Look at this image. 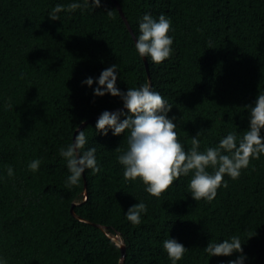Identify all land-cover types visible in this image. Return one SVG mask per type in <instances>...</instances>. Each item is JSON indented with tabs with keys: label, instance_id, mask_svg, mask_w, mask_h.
Listing matches in <instances>:
<instances>
[{
	"label": "trees",
	"instance_id": "1",
	"mask_svg": "<svg viewBox=\"0 0 264 264\" xmlns=\"http://www.w3.org/2000/svg\"><path fill=\"white\" fill-rule=\"evenodd\" d=\"M116 1L136 37L145 13L171 20L169 59L155 64L139 56L114 0L62 11L54 21V7L83 0H0V260L172 264L163 241L174 238L188 248L177 264H228L240 254L209 257L204 248L235 235L243 264H264V155L238 179L225 175L227 187L210 202L192 198L191 174L156 198L139 179L123 176L117 157L127 149L128 131H95L96 114L120 110L111 109L122 101L93 95L101 71L116 64L121 91L148 82L173 105L167 115L175 117L185 151L198 131L201 152L229 132L239 138L248 127L246 105L264 93V0ZM89 77L91 86L82 83ZM77 129L88 138L84 150L96 149L100 171L86 170L68 188L59 150ZM36 159L33 172L28 165ZM141 201L148 211L133 225L126 211Z\"/></svg>",
	"mask_w": 264,
	"mask_h": 264
},
{
	"label": "clouds",
	"instance_id": "2",
	"mask_svg": "<svg viewBox=\"0 0 264 264\" xmlns=\"http://www.w3.org/2000/svg\"><path fill=\"white\" fill-rule=\"evenodd\" d=\"M98 8L101 0H83V3L73 2L67 8L57 5L48 14L50 20H60L62 11L73 12L77 9ZM109 15L111 11H108ZM139 34L135 38V49L140 57L150 58L155 64L163 63L172 55L173 38L169 35L172 30L171 20L164 14L153 18L145 13L139 22ZM117 66L101 71L96 80L97 87L93 89L94 96L110 94L119 97L123 108L117 111H102L96 120L95 131L107 135L112 130L113 135H121L126 130L127 149L117 157L123 166V176L126 181L139 179L145 185V191L159 198L181 176L191 174L188 188L195 201L201 199L212 201L220 187H227L224 176L238 179L241 170L249 167L251 160L259 159L264 155V93L256 95L255 100L246 105L249 111L248 127L239 138L234 132H229L222 138L216 147H209L199 151L200 141L197 139L199 131L193 136L190 150L185 151L175 131L177 125L175 117L169 118L167 113L172 106L159 92L153 91L150 83L146 82L139 87L127 88L121 91L116 87ZM91 86V77L82 81ZM9 107H13L9 105ZM123 117V119H121ZM88 138L83 130L77 129L74 140L66 148H61L59 154L66 161L70 175L66 180V187L78 186L82 174L86 170L98 173L96 149H85ZM116 151L120 152L119 148ZM38 159L29 163V170H38ZM208 169L213 171L209 172ZM7 175L12 177L14 170L7 168ZM147 205L141 201L130 206L126 211V218L133 225L141 223L142 214L147 213ZM116 241L119 242V239ZM120 244H122L120 242ZM242 242L238 236H232L219 242H208L204 251L208 256H231L239 253L228 264H243L245 255ZM163 249L172 264H177L187 252L182 243L174 238L163 241ZM0 264H4L0 260Z\"/></svg>",
	"mask_w": 264,
	"mask_h": 264
},
{
	"label": "water",
	"instance_id": "3",
	"mask_svg": "<svg viewBox=\"0 0 264 264\" xmlns=\"http://www.w3.org/2000/svg\"><path fill=\"white\" fill-rule=\"evenodd\" d=\"M114 1H115V3H116L117 9H118V11H119V13H120V15H121L123 21L125 22V24H126L128 30L130 31V33L132 34V37H133L134 42H135V38H136V36H135V34H134V32H133L131 26H130V23L128 22L126 16L124 15V13H123V11H122V9H121L119 3H118L116 0H114ZM143 59H144V61L146 62V58L143 57ZM119 108H123V105H121V106H119V107H116V108H113V109H111V110H115V109H119ZM109 111H110V110H109ZM100 114H101V113H98V114H96V116H99ZM86 121H87V120L82 121V122L80 123L79 127H81ZM83 177H84V174H83ZM72 213H73L74 215H76V214L74 213V211H72ZM98 225H99V224H98ZM99 226L101 227V225H99ZM120 247H121V250H122V252H123V251H124V245H123V244H120ZM120 264H121V263H120Z\"/></svg>",
	"mask_w": 264,
	"mask_h": 264
},
{
	"label": "rangeland",
	"instance_id": "4",
	"mask_svg": "<svg viewBox=\"0 0 264 264\" xmlns=\"http://www.w3.org/2000/svg\"><path fill=\"white\" fill-rule=\"evenodd\" d=\"M114 239H116V240H117V237H116V236H114Z\"/></svg>",
	"mask_w": 264,
	"mask_h": 264
}]
</instances>
